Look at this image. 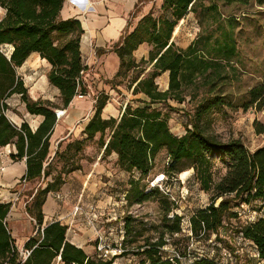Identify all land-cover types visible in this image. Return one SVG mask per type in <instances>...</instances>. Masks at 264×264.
<instances>
[{
  "label": "trees",
  "instance_id": "obj_1",
  "mask_svg": "<svg viewBox=\"0 0 264 264\" xmlns=\"http://www.w3.org/2000/svg\"><path fill=\"white\" fill-rule=\"evenodd\" d=\"M67 0H0L4 15L0 19V149L13 148L10 158L14 161H26L27 171L22 182L36 184L28 192L25 212L32 221L34 231L21 249L11 234L6 219L12 203L0 202V264H21L22 253L30 251L23 264H115L113 259H104L88 255L85 250L68 240L69 227L60 221L44 226L43 208L50 193L59 191L66 180L62 176L49 180L51 164L50 138L57 125L55 111L60 107L49 100L33 101L28 89L18 76L17 69L22 67L33 54H38L50 65L47 74L51 86L60 92L62 106L68 108L78 96L90 94V88L84 76L89 67L83 62L81 53L84 29L75 18L63 19L61 12ZM145 0H139L143 3ZM255 1L263 6L264 0H163L162 15L155 17L151 10L138 22L132 32L126 31L113 50L119 58V70L115 79L126 77L131 70H137L134 52L143 44L151 46L150 65L154 71L146 78H140L144 71L131 82L133 94H143L148 101L144 106L134 108L128 104L119 118H103L109 96L101 94L95 97L94 115L90 118L84 137L92 141L97 135L99 145L105 156L117 155V163L125 172H139L147 177L156 166V158L166 151L172 169L183 172L194 170L195 178L201 189L210 195L209 205L190 219L191 231L197 241H208L215 236L221 242V235L232 227V222L240 220L239 209L249 207L259 216L253 221L241 223L232 229L239 242L242 237L253 242L264 264V147L248 150L240 139L228 142L209 132L208 121L211 110L225 105V99L208 96L200 99L191 128L187 127L183 136L175 135L169 125V115L156 107L174 101L184 104L187 100L186 90L196 84L199 75H204L212 66V61L202 56V51L191 44L187 49H180L173 41L175 30L180 22L204 2L210 3L208 9L216 10L218 4L249 5ZM137 4V6H138ZM127 28H130L128 23ZM146 62V61H145ZM169 73V84L161 91L156 79L163 73ZM115 79L110 81L117 87ZM14 95H19L29 114L43 117L36 130L29 123L16 125L7 116L11 110L8 103ZM252 104L264 106V85L249 92ZM195 99V97L191 98ZM89 118L83 121H88ZM71 134V133H70ZM64 135L56 146L55 155H59L62 142L70 138ZM64 155H61V158ZM221 163L226 174L215 180L216 164ZM77 166L71 172L80 170ZM136 181H131L132 189L127 192L130 202L142 204L159 193L158 189L144 191ZM45 185V186H44ZM162 202L165 220L171 212ZM166 208V209H165ZM176 227L169 230L174 236L182 233V218L175 216ZM130 217L126 218L125 229L130 232ZM168 241L161 237L157 242L146 240L137 247L136 255L145 257L142 264H181V259L164 257ZM224 250L236 260V253L243 247L237 244ZM215 253V259L206 256L192 264H220L216 250L204 251ZM130 253L123 250L121 254Z\"/></svg>",
  "mask_w": 264,
  "mask_h": 264
},
{
  "label": "rangeland",
  "instance_id": "obj_2",
  "mask_svg": "<svg viewBox=\"0 0 264 264\" xmlns=\"http://www.w3.org/2000/svg\"><path fill=\"white\" fill-rule=\"evenodd\" d=\"M67 1L71 6L79 4L74 0ZM138 2L139 0L104 2L106 7L104 13L110 20L120 23L122 19L125 20L124 27L118 31L119 36L106 49L113 50L120 37L126 31L132 32L143 16L151 10L155 17L162 15L163 0H145L139 4ZM82 5H85V1ZM209 5L208 2L201 3L196 12L180 22L173 41L180 49H187L195 43L196 48L202 51L201 55L212 61V66L206 74L198 76L195 85L186 90L187 100L184 104L171 100L167 105L160 104L156 107L169 115L172 132L177 136H183L186 128H191L190 120L200 99L208 96L223 97L225 105L211 110L209 132L215 133L225 142L240 139L248 150L254 152L264 147V106L259 107L250 103L249 96L253 88L264 85V5L260 6L255 1L247 6L220 3L216 10L208 9ZM3 15L4 10L0 8V19ZM128 23L130 28H127ZM151 49L148 44H143L134 52V59L139 68L131 70L126 77L114 78L116 88H111L113 85L110 81L113 78H109L107 73V66L115 63L109 54L115 53L106 54V60L104 57L100 59V55L99 71L96 64L91 75L96 82L99 80V90L96 84L89 95L82 100L77 98L75 100L76 105L86 110L78 125L83 126L86 122L83 120L94 114L93 100L95 96H101L98 93L102 91L110 96L102 114L105 119L119 118L128 104L134 108L145 105L143 101H148L147 97L143 94L134 95L131 82L142 71L144 73L140 78H146L154 71L153 65L148 63ZM49 71V65L35 54L17 69L31 100L51 101L50 99L55 100L58 97V90L48 81ZM156 83L161 91H165L169 84V73L161 74ZM193 97L194 100L191 99ZM56 102L58 101L55 100L54 103ZM8 103L11 110L7 112V116L13 123L21 125L27 122L36 126L37 118L28 113L26 104L19 95H14ZM99 138L97 135L94 140L89 141L81 136L74 140L70 136V139L62 142L60 154L53 156L52 175L48 180L58 176L66 180L59 191H54L49 196L62 201L66 209L78 211L73 222L69 223L79 227L68 231V236L73 239L88 235L91 242L87 253L90 256L113 259L115 264H142L145 257L136 255L137 247L146 240L157 242L164 237L168 241L163 254L166 258L177 257L181 259V264H192L191 260L198 257L202 251L214 249L218 254L222 253L219 258L225 263L228 254H225L224 250L230 249L229 247L238 248V240L232 229L259 216L245 206L238 210L240 220L232 222L234 228L228 226L230 230L222 233L221 242L217 241L215 236L208 241H197L191 231L190 219L209 205L210 195L201 189L194 170L188 169L180 173L178 172L180 168L172 169L166 151H162L157 156L156 166L149 176L141 177L136 171L125 172L117 163V155H104ZM62 154L64 156L61 158ZM77 166L81 169L71 172V169ZM225 174V167L217 163L215 180L219 181ZM131 181H136L135 183L146 192L158 189L159 193L142 204L130 202L126 195L132 189ZM35 185L27 184L20 189L18 197L21 196L20 202L23 205L28 199V192ZM166 199L168 203H164V206L171 209L168 220L164 219L165 211L161 204L167 201ZM176 215L182 218L180 224L182 233L171 236L169 230L177 225L174 219ZM127 217L131 219L128 233L125 229ZM69 220L72 219L65 217L61 222L66 224ZM100 246L108 251L107 254L105 250H99ZM125 249L130 253L123 256L121 253ZM248 255L246 248L243 250L239 248L236 253L238 259L231 264H258Z\"/></svg>",
  "mask_w": 264,
  "mask_h": 264
},
{
  "label": "crops",
  "instance_id": "obj_3",
  "mask_svg": "<svg viewBox=\"0 0 264 264\" xmlns=\"http://www.w3.org/2000/svg\"><path fill=\"white\" fill-rule=\"evenodd\" d=\"M104 2H106V0H85V5L78 4L71 6L68 5L67 4L68 1H66L63 10L61 12V17L63 19L75 18L81 22L82 27L84 29L85 35L82 37L81 53L84 64L89 67V71L84 76V79L88 84L90 90H92V88L96 84L99 90V80H97L96 82L95 81L96 79L93 80V78L91 77L94 70L93 68L95 67L96 64H98L96 68L99 71L100 55H101L100 59L104 57V59L106 60L107 58L106 54L110 53L109 49H106V47L112 41H115L117 39V37L120 34V33L118 34L119 29L123 28L125 25V20L123 19H122V23H120L119 21L113 22L108 18V15L104 13L106 12V10H104L106 9ZM190 14H188L186 18H188ZM185 19H183L182 21H184ZM100 52L102 54H99ZM109 56H111L110 58H112L113 60L112 62L115 63L114 64L111 63L107 66V73L109 75L108 77L113 78L111 80H114L119 70V58L117 57L116 54L113 53L109 54ZM42 61L46 62L47 65H49L46 60H42ZM111 88H113V86ZM98 94H106L109 96V94L105 91H102L101 93ZM57 96L58 97L55 100L58 102L56 103L63 109L67 110V117L57 122L54 133L50 138V143H51L50 156L52 157V159L56 153L55 146H57V144L62 141L64 135L66 134L68 135L71 133L70 136L73 137L74 140L75 138H80L81 136H84L83 135L84 130L90 118H92V116L94 115L93 114L88 119V121L84 122L83 126L81 124L78 125L77 123L85 116L86 110L83 107L75 104L76 98L72 101V103L69 105L68 108H64L62 106V100L60 98L59 90ZM95 97L97 98L98 96ZM50 100L52 102H55L54 99H50ZM93 101H95V98ZM32 117L37 118V124L36 126H32L29 123V125L33 130H36L40 125V123L43 121V117L41 116H32ZM12 152H13V148L11 146H7L3 149H0V202L12 203V208L6 219V222L8 224L9 229L11 230V234L13 238L16 240V246L19 249H21L24 243L28 240V238L33 235L34 227L31 219L25 212V204L23 205L20 202L21 196L18 197L20 189L28 184L22 182V178L26 175V171H27L26 161L12 160L10 158V154ZM13 188H15V190H13ZM43 213L45 216L44 226L54 221L61 222L66 217L68 219H72L66 221V225H68L69 227L68 231L72 230L73 228L79 227V225L76 227L74 223L73 225H70L69 223V222H73V218L76 216L74 214V211L66 209L62 201L55 200L50 196H48L46 204L44 205ZM83 227L85 226L83 225ZM68 240L71 243L77 245L78 247L83 248L86 253L88 252L87 250L89 249L91 242L88 235H84L73 239L68 236Z\"/></svg>",
  "mask_w": 264,
  "mask_h": 264
},
{
  "label": "built area",
  "instance_id": "obj_4",
  "mask_svg": "<svg viewBox=\"0 0 264 264\" xmlns=\"http://www.w3.org/2000/svg\"><path fill=\"white\" fill-rule=\"evenodd\" d=\"M85 96H83V95H78L76 98L77 99H83ZM95 102V101H94ZM55 114H56V118H57V120L58 121H60V120H62V119H64V118H66L67 117V110L66 109H58V110H56L55 111ZM24 183H25V181H24ZM77 212L78 211H74V214L76 215L77 214ZM239 245H241L243 248H246L247 249V252H248V256H249V258L250 259H253V260H255L258 264H263V261L260 259V255H259V252H258V248H257V246L253 243V242H251V241H249V240H246V239H244V238H242V237H240L239 238ZM99 250L100 251H106V253L105 254H107V250L104 248V247H102V246H100L99 247ZM22 255H23V257H22V262H21V264H23L24 263V261L27 259V257L30 255V251H24L23 253H22ZM204 256H206V257H208V258H212V259H215V253L212 251L211 253H205L204 251H202L201 253H200V255H199V258L198 259H200V258H202V257H204ZM196 260V258H193L192 260H191V262L193 263L194 261ZM234 261H237L236 260V258H234L231 254H228V258L226 259V262L225 263H223L222 261L220 262V264H231L232 262H234Z\"/></svg>",
  "mask_w": 264,
  "mask_h": 264
},
{
  "label": "bare ground",
  "instance_id": "obj_5",
  "mask_svg": "<svg viewBox=\"0 0 264 264\" xmlns=\"http://www.w3.org/2000/svg\"><path fill=\"white\" fill-rule=\"evenodd\" d=\"M74 1H75L76 3H79L80 5H82V4H84V1H85V0H74ZM76 3H75V4H76ZM81 100H82V99H81Z\"/></svg>",
  "mask_w": 264,
  "mask_h": 264
}]
</instances>
